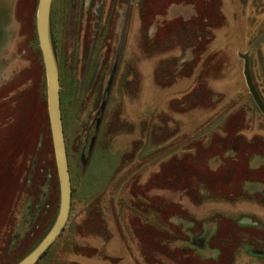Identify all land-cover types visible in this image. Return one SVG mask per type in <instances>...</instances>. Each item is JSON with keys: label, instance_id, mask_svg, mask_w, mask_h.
Instances as JSON below:
<instances>
[{"label": "rangeland", "instance_id": "rangeland-1", "mask_svg": "<svg viewBox=\"0 0 264 264\" xmlns=\"http://www.w3.org/2000/svg\"><path fill=\"white\" fill-rule=\"evenodd\" d=\"M39 1L0 0V264L60 206ZM51 23L73 196L35 264H264V114L240 56L264 104V0H54Z\"/></svg>", "mask_w": 264, "mask_h": 264}, {"label": "water", "instance_id": "water-1", "mask_svg": "<svg viewBox=\"0 0 264 264\" xmlns=\"http://www.w3.org/2000/svg\"><path fill=\"white\" fill-rule=\"evenodd\" d=\"M53 0H40L37 10V34L39 46L46 73L47 82V97H48V111L52 132L53 147L55 153V160L58 172V179L60 185V206L57 218L51 230L43 238V240L19 263L17 264H35L51 247L56 239L64 231L71 210L73 186L68 162V153L65 140V132L63 125L62 107H61V92H60V76L59 66L55 57L52 39H51V10ZM245 60L244 74L247 85L250 89L254 99L259 106V109L264 114V104L258 94L253 78L250 72V58L249 54H240ZM103 110V108H102ZM100 115H102V111ZM98 130V122L93 126L89 138L88 152L92 149L96 132Z\"/></svg>", "mask_w": 264, "mask_h": 264}, {"label": "flooded vegetation", "instance_id": "flooded-vegetation-1", "mask_svg": "<svg viewBox=\"0 0 264 264\" xmlns=\"http://www.w3.org/2000/svg\"><path fill=\"white\" fill-rule=\"evenodd\" d=\"M53 5H54V0H53V4H52V10H51V20H52V16H53ZM51 39H52V45H53V49H54V53H56L57 54V39H56V37H55V31H53V27H52V23H51ZM56 54H55V57H56ZM59 76H60V84H61V75H60V72H59ZM107 95V94H106ZM62 96V95H61ZM62 98V97H61ZM61 101H62V99H61ZM63 102V101H62ZM62 102H61V105H62ZM101 121H102V115H100V116H98L97 118H96V120L94 121V124H93V126L96 124V122H98V129H99V126H100V124H101ZM64 125V124H63ZM93 126H92V128H93ZM92 128L90 129V132H91V130H92ZM64 132H65V127H64ZM90 132L88 133V136H87V139H86V148L88 147L89 148V145H90V143H89V138H91L90 137ZM97 132H98V130H97ZM97 132H96V134H97ZM65 136H66V132H65ZM65 140H66V147H67V136L65 137ZM95 140H96V137H95V139H94V142H95ZM94 142H93V145H94ZM93 145H92V147H93ZM87 151V150H86ZM85 151V152H86ZM67 153H68V148H67ZM87 154H89V152L87 151ZM68 162H69V159H68ZM69 168H70V166H69Z\"/></svg>", "mask_w": 264, "mask_h": 264}]
</instances>
